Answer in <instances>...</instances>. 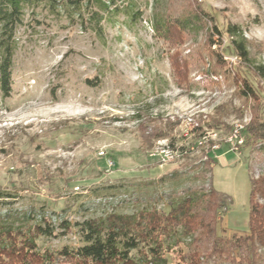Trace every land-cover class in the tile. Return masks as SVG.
<instances>
[{
    "label": "rangeland",
    "instance_id": "obj_1",
    "mask_svg": "<svg viewBox=\"0 0 264 264\" xmlns=\"http://www.w3.org/2000/svg\"><path fill=\"white\" fill-rule=\"evenodd\" d=\"M229 25L247 40V62L228 46ZM15 38L11 92L0 94V223L49 224L53 235L35 240L47 264H70L62 252L83 244L75 223L167 211L184 189L205 187L210 171L195 141L208 131L212 147L232 124H248L243 81L264 122V76L254 69L264 68V0H130V17L103 20L98 32L39 4L25 9ZM217 53L227 63L213 72ZM190 124L198 127L182 137ZM220 145L209 153L212 183L229 200L216 228L230 237L247 231L249 178L264 174V143L237 153ZM167 147L187 153L165 164L148 157ZM188 248L171 244L163 257L183 264Z\"/></svg>",
    "mask_w": 264,
    "mask_h": 264
},
{
    "label": "trees",
    "instance_id": "obj_2",
    "mask_svg": "<svg viewBox=\"0 0 264 264\" xmlns=\"http://www.w3.org/2000/svg\"><path fill=\"white\" fill-rule=\"evenodd\" d=\"M43 4L52 14H65L70 21L78 18L80 27L101 30L103 20H113L122 13L130 17V0H0V94L8 97L12 86V57L16 50L15 32L22 23L27 8ZM136 17L137 14L133 13ZM130 19V18H129ZM156 26H163L161 20ZM180 27L179 25H177ZM216 34L221 32L214 27ZM231 51L247 62V40L241 31L228 26ZM208 38L207 47L215 43ZM221 53L215 55L212 67L226 64ZM264 76V68H254ZM241 94L252 100V116L243 132L245 143L263 145L264 122L257 112V93L245 81ZM151 131L147 137H159ZM208 145L212 142L208 141ZM207 155L202 163L210 171L207 185L183 190L181 196L169 202L167 211L142 209L130 214L110 212L97 218L75 223L83 244L62 254L70 264H168L163 251L171 244L186 241L188 251L182 255L183 264H205L229 261L237 264H264V174L249 178L248 228L243 234L230 237L217 234L218 214L228 204V196L214 188ZM262 200V202L258 201ZM49 224L14 229L0 223V264H47V255L37 249L39 236H52ZM33 258L32 261L28 258ZM180 264V263H176Z\"/></svg>",
    "mask_w": 264,
    "mask_h": 264
},
{
    "label": "built area",
    "instance_id": "obj_3",
    "mask_svg": "<svg viewBox=\"0 0 264 264\" xmlns=\"http://www.w3.org/2000/svg\"><path fill=\"white\" fill-rule=\"evenodd\" d=\"M192 125L193 124L189 125V129L187 130L186 133H184L182 135V137H191L193 129H196V127H198V126H195V128L191 127ZM245 127H246V124L244 122H241V121H237L236 124H232L229 127V132L225 136L223 141H220L218 139V143L216 145H213L212 147H205L204 146L205 145V132H208V131H204L197 138V141H195L194 147H200L201 149H203V151L205 153L204 158H206L209 153H214L215 151L220 149L221 142L227 146L228 152L237 153V152H239L241 147L244 146V143H245V137L243 134ZM209 132L214 133L213 131H209ZM192 147L193 146H191L189 148V151ZM186 153H187V151H185V150L182 151L176 147H167L163 150L149 151L148 157L157 160L160 164H165V163L177 160L180 156H182L183 154H186Z\"/></svg>",
    "mask_w": 264,
    "mask_h": 264
},
{
    "label": "water",
    "instance_id": "obj_4",
    "mask_svg": "<svg viewBox=\"0 0 264 264\" xmlns=\"http://www.w3.org/2000/svg\"><path fill=\"white\" fill-rule=\"evenodd\" d=\"M214 162H215V159H214Z\"/></svg>",
    "mask_w": 264,
    "mask_h": 264
},
{
    "label": "bare ground",
    "instance_id": "obj_5",
    "mask_svg": "<svg viewBox=\"0 0 264 264\" xmlns=\"http://www.w3.org/2000/svg\"><path fill=\"white\" fill-rule=\"evenodd\" d=\"M236 124V123H235Z\"/></svg>",
    "mask_w": 264,
    "mask_h": 264
}]
</instances>
